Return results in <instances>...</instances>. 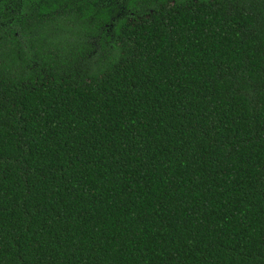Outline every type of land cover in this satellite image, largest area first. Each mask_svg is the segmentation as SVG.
<instances>
[{
    "label": "trees",
    "instance_id": "16d2710c",
    "mask_svg": "<svg viewBox=\"0 0 264 264\" xmlns=\"http://www.w3.org/2000/svg\"><path fill=\"white\" fill-rule=\"evenodd\" d=\"M0 264H264V0H0Z\"/></svg>",
    "mask_w": 264,
    "mask_h": 264
}]
</instances>
